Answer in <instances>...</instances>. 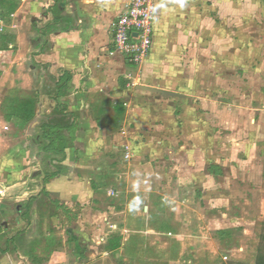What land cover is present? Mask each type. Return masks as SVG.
I'll list each match as a JSON object with an SVG mask.
<instances>
[{"label": "crops", "instance_id": "crops-1", "mask_svg": "<svg viewBox=\"0 0 264 264\" xmlns=\"http://www.w3.org/2000/svg\"><path fill=\"white\" fill-rule=\"evenodd\" d=\"M1 1L9 6L0 7L6 17L0 52L20 44L26 59L20 66H28L22 98L37 99L38 117L25 119L21 137L6 141L12 163L0 181V226L11 244L0 250V264L62 261L60 243L83 247L81 253L76 246L69 250L70 264H258L264 226L255 239L250 229L233 235L244 204L223 182L230 161L219 152L221 140L206 135L207 125L214 124V133L223 128L225 112L209 101L204 71L188 78L190 53L202 49L200 37L207 32L215 47L229 43V63L238 64L231 39L236 31L216 20L233 16L217 5L223 0H212L210 12L206 0H157L153 44L141 65L115 51L113 43L114 23L130 0ZM207 14L214 22L208 30ZM187 81L193 92L177 90ZM255 81L262 83L257 95L264 101V76ZM140 85L185 97H162ZM47 125L63 135L56 141L61 152L46 149ZM211 144L217 155L208 157L206 169ZM262 145L259 170L253 171L259 157L247 151L241 159L248 193L264 194ZM259 184L260 190L253 189ZM19 203L23 213L11 224ZM250 220L255 224L253 215ZM17 233L30 242L24 252L13 244ZM55 246L59 252L52 251Z\"/></svg>", "mask_w": 264, "mask_h": 264}, {"label": "rangeland", "instance_id": "rangeland-1", "mask_svg": "<svg viewBox=\"0 0 264 264\" xmlns=\"http://www.w3.org/2000/svg\"><path fill=\"white\" fill-rule=\"evenodd\" d=\"M0 3H2V1ZM7 4H0V7H8L9 5ZM217 5H220L222 9L230 10L229 13L232 11V18L227 16L225 19L216 20L222 22L223 26L229 29L232 28L236 31V33H232L231 39H235L232 41H236V52L239 58L238 64L236 65L234 63L233 65L229 63L231 52L228 50L229 43L227 42V44H225V41L222 43L221 49L217 48L215 45H217L218 42L214 41V36L207 32L205 36L203 35L202 38L200 37V39L204 40V46L201 47L202 49H193L190 53L189 60L191 64L189 63L188 66V78H192V80L196 79L198 75H202L199 70L204 71L205 92L206 95L211 96L209 101L212 105L216 103V105L220 106L222 111L226 113L223 114V128L216 129V133H214L212 130L214 124L207 125L210 126V128L207 129L206 135L207 137L216 135L215 139L221 140L223 146L220 147L219 152L221 155L226 156L225 159L230 161V164L226 166V176H224L228 177V180L224 179L223 182H229L230 184H228L232 185L231 187L233 191H235L232 193V197L234 199L236 198L238 203L242 201L244 204L243 208L245 209L237 212L238 218L242 220L238 221L239 224L235 225L233 235L242 234L244 230L250 229L253 231L251 236H254L255 239V235L257 236L259 234L258 231L264 226V194L247 192V188L245 187L246 182L243 177L246 167L245 164L241 162V159H244L243 156L249 151L248 154L251 155V157H259V164L255 165L256 167L253 171L259 170L262 164L260 159L263 157L262 143L264 140L262 141V138L264 139V137H262V133H264V101L258 98L259 96L257 94L261 91L263 86L261 81L256 83L255 78L259 80L264 76L262 74V70L264 71V0H237L232 5L226 0H223ZM213 7L214 2L212 0H206V9L209 10V12L213 10ZM14 8L16 10V7ZM204 24L207 30L214 25L213 19L208 17V14ZM223 37H225L227 41H230V35H225ZM18 46L19 48L16 47L8 51L0 52V181L6 176V171L4 169H6L8 164L12 163L10 161V163H8L6 160L7 155L5 153L9 147L6 141H9L12 136L15 138L17 136L21 137V131L24 128L23 123L27 119H30V123H32L33 120L38 117L35 112L38 106L37 99L32 97L30 100L22 98L25 90H22L21 84L27 73L28 66L27 64L24 65V68L20 66V63L23 61L26 62V59L22 55L20 44ZM188 51L190 52V50ZM198 61L199 65L197 64ZM250 75H253L254 80L250 78ZM15 81L18 82V85L13 83ZM186 83L187 87L178 86L177 90L186 89L189 92H193L194 89L191 87V81H187ZM235 108L239 110L237 115L234 114ZM254 109L256 110L254 111ZM211 141H213V139ZM243 141L250 143L249 145L251 148H249V150L245 147L246 144L242 147L243 144L241 142ZM207 144L210 145V142ZM209 145L206 148L207 151L205 155L206 169L208 168V163L212 162H209L208 157L215 156V154L217 155L213 150L212 144L211 146ZM236 156L240 158V161H238L239 167H236V162L234 161ZM250 166L251 164L249 163V167ZM250 168H252V166ZM233 171L236 174H234ZM239 184H241V188L238 186ZM253 189L260 190L261 185L259 188L253 186ZM236 190L239 191L236 192ZM0 195H2L1 191ZM111 195L114 196V194ZM206 196L209 197L208 200H214L213 197H215L214 194H206ZM249 201L251 202L249 203ZM19 205L20 203L14 204L13 206V222H11V224L19 220L20 215L23 213L20 208L17 209ZM254 205L256 208H254ZM235 207L239 208L240 205ZM232 211H235V209H232ZM251 215L255 217V224L250 220ZM2 222L3 220L1 221V225ZM2 226L4 227V225ZM2 226H0V250H5L11 243H6V238L9 236L3 232ZM113 227L114 225L110 227V230L115 231ZM214 229L215 228L210 230L213 234L216 233ZM13 238H15L13 244L16 246L17 250L24 252L26 249L30 248V242L23 241L24 236H22V234H14ZM251 243H253V241H251ZM69 244L70 243L64 246L63 243H60L61 247L65 249L63 253L66 254L62 261L57 257H52L43 260V262L39 264H56L55 262L70 264L72 259L69 250H74L73 247L76 246L78 247V252L81 253L83 252V247L79 244ZM45 247L46 246H44L43 249H45ZM39 249H41L40 246L38 250ZM58 249L59 247L55 246L52 251L54 252V250H56L59 252Z\"/></svg>", "mask_w": 264, "mask_h": 264}, {"label": "built area", "instance_id": "built-area-1", "mask_svg": "<svg viewBox=\"0 0 264 264\" xmlns=\"http://www.w3.org/2000/svg\"><path fill=\"white\" fill-rule=\"evenodd\" d=\"M157 0H130L127 10L119 15L113 26L115 51L141 65L150 54L153 44ZM11 18L15 15L11 14ZM6 28V17L0 10V33ZM227 259V258H225Z\"/></svg>", "mask_w": 264, "mask_h": 264}, {"label": "trees", "instance_id": "trees-1", "mask_svg": "<svg viewBox=\"0 0 264 264\" xmlns=\"http://www.w3.org/2000/svg\"><path fill=\"white\" fill-rule=\"evenodd\" d=\"M69 77L65 76V78L63 77V81H65L66 83L69 81ZM48 127V128H47ZM57 129L56 126H50L47 125L45 126V129H43V139L44 140H49L50 144L47 146L46 149H48L49 151H58L61 152V149H58V145H56V141H58L59 138H62L63 135L62 134H57ZM71 132V131H70ZM55 139V142L53 141ZM64 140V139H63ZM66 140V139H65ZM48 180V179H46ZM258 264H264V232L261 238V247H260V253H259V258H258Z\"/></svg>", "mask_w": 264, "mask_h": 264}, {"label": "water", "instance_id": "water-1", "mask_svg": "<svg viewBox=\"0 0 264 264\" xmlns=\"http://www.w3.org/2000/svg\"><path fill=\"white\" fill-rule=\"evenodd\" d=\"M138 89H141L143 91H147V92H151L154 93L156 95H160L162 97H177V98H184L185 96L178 94V93H173L170 91H165L159 88H153V87H148V86H143L140 85L138 86Z\"/></svg>", "mask_w": 264, "mask_h": 264}]
</instances>
